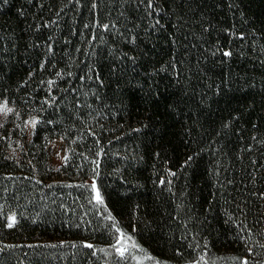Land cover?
I'll list each match as a JSON object with an SVG mask.
<instances>
[{"label":"trees","instance_id":"trees-1","mask_svg":"<svg viewBox=\"0 0 264 264\" xmlns=\"http://www.w3.org/2000/svg\"><path fill=\"white\" fill-rule=\"evenodd\" d=\"M5 102L0 264H264V0H0Z\"/></svg>","mask_w":264,"mask_h":264},{"label":"rangeland","instance_id":"rangeland-1","mask_svg":"<svg viewBox=\"0 0 264 264\" xmlns=\"http://www.w3.org/2000/svg\"><path fill=\"white\" fill-rule=\"evenodd\" d=\"M4 104L5 103H2L0 106ZM6 115L4 112H0V119L3 120L6 117ZM51 154H52L53 164L56 166L61 164V162L64 160V158L67 155V148H65V145L62 140L57 139L51 143ZM121 242L123 243L122 246H126V247L130 246V244H128V240L126 239H122Z\"/></svg>","mask_w":264,"mask_h":264},{"label":"snow or ice","instance_id":"snow-or-ice-1","mask_svg":"<svg viewBox=\"0 0 264 264\" xmlns=\"http://www.w3.org/2000/svg\"><path fill=\"white\" fill-rule=\"evenodd\" d=\"M226 54H227V53H226ZM0 112L10 113V112H12V109H11V108H7V106H6V102H5L4 105L0 106ZM30 123H31V126H32L33 128H35L37 121L33 120V121H31ZM0 126H2V125H0ZM96 200H97L98 203H99V202H102L101 199H100V195H99V192H98V191H97V193H96ZM10 219H11L12 223H10L8 226H9V227H12V225L15 223V217H12V218H10ZM88 246L91 247V245H88ZM118 251H120L121 254H123L124 249H118ZM245 264H246V262H245Z\"/></svg>","mask_w":264,"mask_h":264}]
</instances>
